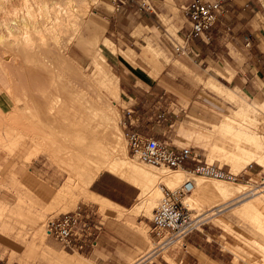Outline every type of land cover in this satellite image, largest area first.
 Masks as SVG:
<instances>
[{
    "label": "rangeland",
    "instance_id": "1",
    "mask_svg": "<svg viewBox=\"0 0 264 264\" xmlns=\"http://www.w3.org/2000/svg\"><path fill=\"white\" fill-rule=\"evenodd\" d=\"M23 1L0 0V21L10 15L14 26L15 6L18 8V18L21 19L26 13L22 7L25 3ZM130 1L136 3V7L124 10L115 9L111 0L91 1L90 10L85 15L86 23L80 25V30L85 36L98 39L92 50L79 43L76 37L70 44H66V39L73 35V28H69L54 53L48 56L47 51L40 53V56H45V62L49 63L47 67L52 71V82L48 77L38 75L43 65L27 59L22 51L19 53L14 48V33L10 34L5 27L0 28V203L4 202L0 204V228L7 227L6 234L0 232L1 257L8 264H56L47 255H42L50 245L54 256L73 258V264H80L81 256L95 264H150V261L153 264H264V246L258 243L264 244V230L245 215L240 216L242 213L238 209L237 213L235 209L242 201L255 195L260 197L264 207V164L256 160L244 162L239 168V179L235 181L207 178L189 172L195 163L198 165L205 162L232 170L227 157L216 148L225 143L229 149H235V143L223 132H217L212 125L194 119L191 117L192 112L203 109L209 111L205 107H216L218 109L215 111L218 112L220 106L224 107L226 113H229L226 118L235 117L238 125H247L251 130L261 132L263 139L260 141L264 144V122L250 121L235 113L242 102H251L252 105L257 102L227 82L228 76L221 66L213 67L203 63L200 58L194 59L176 51L177 43H182L185 37L184 29L189 27L186 14L181 8L183 3L176 4L173 0H167L163 9L146 12L142 0ZM16 30L19 33L20 29ZM104 39L115 44L114 50L117 49L145 75L146 82L135 87L132 80L122 79L119 82L118 79L121 91L118 97L111 96L113 93L108 86L101 84L93 63L98 52L108 55L107 48L113 49L105 44ZM148 44L153 48L146 47ZM62 53L66 55V60H62ZM107 62L114 74L121 72L111 67V58ZM210 79L233 87L239 97L229 99L212 90L207 83ZM80 91L85 92L86 96L96 97L101 94L113 108L129 155H133L129 146V136L133 133L177 146H189L192 148V157H197V160L190 158L191 161L184 169L177 170L185 172L186 178L242 183L244 188L238 193L240 196L227 201L209 200L201 207L190 209L192 217L200 219L203 224L181 244L163 249L162 252L157 251L156 238L152 232L153 210L149 213L146 208H141L134 213L126 211L125 215L115 213L116 217L112 213L103 214L97 204L80 194L82 191L77 186L78 179L61 168L55 159L58 154L56 149L48 151L46 147V132H51L60 142V136L55 134L57 130L51 131L49 125L48 111L52 96L58 95L61 98L52 110L62 120L66 114L73 118L74 106L81 107V103L74 99V94ZM14 94L20 96V99L17 97L20 101ZM34 103L44 109L42 121L38 118L40 108L35 107ZM254 112V115L264 117V104H259ZM263 149L264 145L261 149L264 153ZM103 172L109 174L105 170ZM125 183L132 191H139L128 182ZM68 186L70 192L61 195L62 201L55 204L58 194L63 193V190L68 191ZM19 196L34 206L19 204ZM139 200L136 198L131 207ZM68 202L71 204L68 205ZM220 202L223 203L218 206ZM84 204L96 205L106 225L118 223L116 233L120 235L121 243L116 246L106 245L104 249L95 247L94 252L77 253L79 255L70 252L76 256L70 257L55 239L46 237L45 223L50 216L74 210ZM38 208H42L44 221L39 220L40 215L37 213L41 211ZM6 222L14 223V226L11 225L10 229L5 225ZM38 233L44 240V247L37 250L30 241Z\"/></svg>",
    "mask_w": 264,
    "mask_h": 264
},
{
    "label": "bare ground",
    "instance_id": "2",
    "mask_svg": "<svg viewBox=\"0 0 264 264\" xmlns=\"http://www.w3.org/2000/svg\"><path fill=\"white\" fill-rule=\"evenodd\" d=\"M29 1L30 0L23 1L25 3L24 5L22 4V7L26 13L24 12L21 19L18 18V8L15 6L14 26L11 22V16L5 14L6 16L0 21V28L5 27L10 34L14 33V40L10 38L14 41L12 42L14 43V46H16L14 48H17L18 51H20L19 53L22 51L27 59L43 65L44 68L40 69L39 72L41 73H38V75L48 77L52 82V71L47 67V64L49 63L45 62V56H40V53L47 51V56L54 53V51L57 50L56 47L61 43V39H63L64 32L66 35V29L69 28H73V32L71 33L73 35L66 39V44H70L73 38L76 37L77 39H75L79 43L84 45L88 50H92L93 46L98 43V39H93V37H88V35L85 36L80 30V25L86 23L85 15L90 10L92 4L91 1L96 2V0H64V2L58 0H35V2H33L32 0L33 3ZM8 11L5 12L9 13ZM22 13L23 12H21V14ZM16 29H20L19 33H17L18 31ZM1 38L2 35H0V39ZM104 42L114 49L115 44L108 39H104ZM146 47L153 48L150 44ZM147 50L148 49L145 50V53ZM60 55L62 60L67 59L64 53ZM14 59H16L15 56ZM93 63L101 84L108 86L113 93L111 96L118 97L119 92L121 91L118 83L119 78L110 70L106 56L103 53L98 52V55L93 58ZM42 72H44V74ZM207 83L212 90L228 97L229 99H236V97H239V94L233 87H227L228 85L225 86L214 79H210ZM17 97L20 99V96L17 95L15 98L17 99ZM74 99L76 102L81 103V107L74 106L73 118H69V114H66L62 117V120H59V115L55 114L52 108L55 106V103L61 101V98L58 95L52 96L50 110L48 111V117L50 119L49 125L51 131L57 130L55 134L60 136V142L57 141V138L52 136L51 132H46L48 139V145H46V147L48 151L56 149L55 152L58 154L55 155V159L59 162L61 168H63V170L69 175L78 179L77 186L80 187L82 192H77V194L80 193L83 197L97 204L99 210H101L103 214L119 213V215H123L126 211L133 212L141 208H146L147 212L150 213L151 210L154 211L158 206L161 199L160 196L161 194H164L165 189H177L186 181L192 182V188L185 196V204L189 209L201 207L200 205L209 200L222 201L225 199L227 201L240 196L238 193L244 188V184L242 183L226 182L222 180L207 181L195 177L186 178V174L183 171L177 169L173 170L167 166L148 164L142 162L137 154H133L132 156L129 155L119 129L117 122L118 118L116 117L113 108H111L108 102L102 98L101 94H97L96 97H93V95L86 96L85 92L80 91L74 94ZM38 103H34V105L35 107L40 108ZM257 108L258 107L252 105L251 102H242L236 113L239 116L246 117L247 120L250 121L264 122V117L254 115V111H256ZM40 112L41 114L38 117L39 121L44 116V109L40 108ZM212 128L217 132H223L230 141L235 143V149H229L225 143L217 145L216 148L218 152L227 157V160L231 163V166L233 167L232 170L235 173H238L241 170H239V168L244 162L250 163V160H256L257 163L264 164V153L261 151L264 144L260 141L263 137L261 132H255L247 125H238L235 117L230 116L221 123L214 124ZM34 137L35 136L32 138ZM179 169L184 168L181 167ZM104 170L136 187L139 190L138 198L140 199V202L137 204L135 203V206L129 208L117 203L106 195L93 191L90 188L91 184ZM189 172L198 175L192 171ZM70 189L71 188L68 186V191L63 190V193L58 194V197L56 198L58 202L55 201L54 203L58 204L62 199L61 195L68 194ZM3 203L4 202L1 201L0 204ZM18 203L34 206L32 202H29L23 196H19ZM221 203L223 202H220L219 204L217 203L218 206H220ZM67 204L69 205L71 203L68 202ZM237 207L235 208L236 212L238 209L240 213H242L240 216L243 217V215H245L255 221L258 226L264 230V207L261 205V199L258 195L245 199ZM41 209L38 208L41 213L37 214L40 215L39 220L44 221V213ZM6 229L7 227L3 226L0 228V232L6 234ZM44 234L48 237L45 231ZM30 243L38 250L39 247L43 246L44 240L38 233L33 235ZM258 243L264 246V244L260 242ZM42 248L40 250L43 251ZM52 249V246L49 245L48 250L43 251L42 255H47V257L50 260H53L56 264H73V258H58L54 256L51 251ZM65 253L70 257H76L66 250ZM77 253L79 252H75L76 255H79ZM81 257L82 264H95L89 261L86 257ZM77 262L80 261L77 260Z\"/></svg>",
    "mask_w": 264,
    "mask_h": 264
},
{
    "label": "built area",
    "instance_id": "3",
    "mask_svg": "<svg viewBox=\"0 0 264 264\" xmlns=\"http://www.w3.org/2000/svg\"><path fill=\"white\" fill-rule=\"evenodd\" d=\"M111 1L117 10L127 2V0ZM224 1L230 0H189L181 5L190 29L183 42L176 45L178 53H187L193 38L207 33L215 26L225 10ZM142 6L145 9H152L150 0H142ZM129 146L133 154H137L145 163L172 169L184 168L185 162L193 155L189 146H177L140 133L129 136ZM190 171L208 178L233 181L239 179V172L235 173L214 163H199ZM191 188L192 182L186 181L177 189L164 190L151 218L157 251L162 252L163 249L181 244L189 234L203 224L200 219L192 217L190 209L185 204V196ZM95 206L84 204L74 210L50 216L45 223L47 236L55 239L62 249L68 252L88 253L93 250L101 239L105 225L103 215ZM0 264H8L1 255ZM150 264H153L152 261Z\"/></svg>",
    "mask_w": 264,
    "mask_h": 264
},
{
    "label": "crops",
    "instance_id": "4",
    "mask_svg": "<svg viewBox=\"0 0 264 264\" xmlns=\"http://www.w3.org/2000/svg\"><path fill=\"white\" fill-rule=\"evenodd\" d=\"M165 1L167 0H150L152 9H145L146 12H157V9H163ZM173 1L176 4H180L189 0ZM223 3L225 10L215 26L207 33L193 38L185 55L194 59L200 58L203 63L206 62L213 67L219 65L224 68V73L228 76V79L226 78L227 82L232 84L233 87L239 88L249 98L254 99L258 104H253L258 107L259 104H264V0H230ZM135 5L136 3L133 1L127 0L120 9L133 8L136 7ZM189 29L190 25L184 29L186 34ZM107 49L109 54L104 55L107 59L111 58V67L121 70L119 74H116L119 82L122 79L132 80L135 87L146 82L145 75H142L117 49ZM230 71L233 72L231 73ZM205 108L209 111L204 109L200 112L194 110L191 117L201 123L213 126L221 123L229 114L221 106L218 112L215 111L218 109L216 107ZM237 110H235V113ZM222 113L226 114H224L223 119ZM191 159L197 160V157H192ZM190 161L188 159L185 165ZM195 165L197 163L194 164V167ZM109 174L102 172L91 184L90 188L125 207H131L132 202L138 198L139 191H132L125 181L113 174ZM12 178L14 179V175H12ZM116 223L114 222L113 225L108 223L106 225L105 220L101 239L96 248L104 249L106 245L116 246V244L121 243L120 235L116 233V225H118ZM5 225L10 228L11 225L14 226V223L6 222ZM96 248L88 253L94 252Z\"/></svg>",
    "mask_w": 264,
    "mask_h": 264
}]
</instances>
